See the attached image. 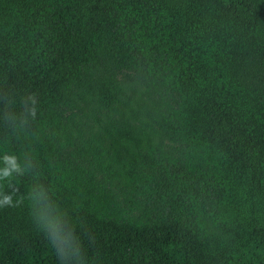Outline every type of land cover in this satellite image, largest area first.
<instances>
[{"label":"trees","instance_id":"16d2710c","mask_svg":"<svg viewBox=\"0 0 264 264\" xmlns=\"http://www.w3.org/2000/svg\"><path fill=\"white\" fill-rule=\"evenodd\" d=\"M0 264H264V0H0Z\"/></svg>","mask_w":264,"mask_h":264},{"label":"clouds","instance_id":"9594fccd","mask_svg":"<svg viewBox=\"0 0 264 264\" xmlns=\"http://www.w3.org/2000/svg\"><path fill=\"white\" fill-rule=\"evenodd\" d=\"M3 159H4L5 167L0 169V178L10 177L13 172L21 173V168L17 163L16 157L6 155ZM11 204H12L11 196H4L3 200L0 201V205H11Z\"/></svg>","mask_w":264,"mask_h":264}]
</instances>
